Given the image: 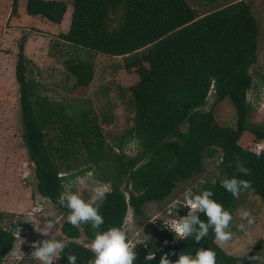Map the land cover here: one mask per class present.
I'll list each match as a JSON object with an SVG mask.
<instances>
[{"label":"trees","instance_id":"16d2710c","mask_svg":"<svg viewBox=\"0 0 264 264\" xmlns=\"http://www.w3.org/2000/svg\"><path fill=\"white\" fill-rule=\"evenodd\" d=\"M220 1L218 7L197 13L186 0H71L68 27L57 35L75 52L64 60L71 87L89 84L92 53L119 56L122 67L137 75L127 87L132 123L114 146L104 145L86 112L74 114L60 104L32 99L25 58L17 52L13 76L20 139L33 168L35 190L69 217L59 228L66 240L57 251L58 264H94L98 258L106 264H183L188 257H198L199 264H255L249 256L225 253L215 242L229 229L240 191L256 195L264 206V142L258 154L237 143L244 131L264 140L263 128L247 121L245 97L251 86L248 68L256 60L257 23L248 1ZM16 6L17 0H11L9 14ZM65 9L62 0L24 4L25 14L55 24ZM210 91L213 98L203 108ZM225 98L235 113L229 127L212 117L213 106ZM46 129L55 135L47 138ZM128 142L135 146L133 155L124 153ZM80 148L85 155L77 160ZM204 156L216 159V171L187 195L201 201L200 212L174 205L187 231L176 240L172 255L161 259L156 253L146 259L141 247L120 255L110 235L122 227L127 208L141 215L146 202L163 200L176 182L199 172ZM100 167L104 173L97 178L108 189L76 209L65 199L63 183ZM6 216L0 212V262L16 239L11 220L3 224ZM152 234L173 238L167 230L153 229ZM80 235L95 250L76 241ZM147 243L156 247L151 239Z\"/></svg>","mask_w":264,"mask_h":264},{"label":"rangeland","instance_id":"374dc122","mask_svg":"<svg viewBox=\"0 0 264 264\" xmlns=\"http://www.w3.org/2000/svg\"><path fill=\"white\" fill-rule=\"evenodd\" d=\"M66 9L58 24L38 16L25 14V0H17L16 11L9 14L11 0H0V212L7 216L3 224L19 225V233L0 264H58L57 251L66 240L60 233V224L69 218L47 198L35 190L33 168L27 160L20 139V108L18 85L13 67L17 52L25 58L26 79L34 96L44 102H54L72 113L84 111L95 122L104 145L114 146L125 128L132 123V106L127 87L137 81L132 69H124L119 56L92 53V79L83 88H72L73 78L67 74L64 60L75 52L57 37L66 31L71 0H62ZM197 13L211 10L220 0H186ZM257 23L256 60L249 66L251 86L245 97L249 104L247 121L264 130V0H246ZM213 98L210 91L203 108H208ZM214 122L223 127L233 126L235 113L225 98L212 108ZM183 128V126H182ZM47 138L56 131L46 129ZM258 141L254 133L244 131L237 143L251 149ZM125 155H133L132 142L124 145ZM85 155L77 150L76 158ZM215 158L203 157L201 170L176 182L171 193L160 201L146 202L142 214L135 216L127 208L122 227L110 235L118 250H130L136 244L153 235V222L176 217L174 205L183 201L195 190L197 183L212 179L215 174ZM83 165L78 164V167ZM62 171H60V174ZM104 173L100 167L70 178L63 183V195L68 203L81 210L96 196L108 189V184L98 180ZM25 175V177H23ZM120 188L127 196L124 182ZM39 209V210H38ZM226 235L215 242L231 255L249 256L255 264H264V206L256 195L240 191L237 204ZM76 241L95 250L93 243L82 235ZM122 247V248H121ZM94 264H106L98 258ZM183 264H199L198 257H188Z\"/></svg>","mask_w":264,"mask_h":264},{"label":"built area","instance_id":"2783aa9c","mask_svg":"<svg viewBox=\"0 0 264 264\" xmlns=\"http://www.w3.org/2000/svg\"><path fill=\"white\" fill-rule=\"evenodd\" d=\"M263 142L264 140L256 141L249 150L255 154H258V152L263 146ZM23 177H25V175H23ZM180 204L183 210L188 213H198L200 212L202 207V203L200 200L192 199L189 196H187L183 201H181ZM153 226V229L167 230L172 232L173 238H159L156 235H150L148 236V238L136 244V247H141L145 251L144 258L146 259L153 258L156 253H159L161 259H167L173 253V245L176 243V240L182 238L186 234L187 226L178 217L170 218L167 221L161 222L155 220L153 222ZM19 227L21 226L13 225L12 233L14 237H17V234L19 233L20 229ZM150 239L156 244L155 248H152L148 245L147 240ZM136 247H132V249L130 250L121 249L119 250V254L121 255L124 253H131L135 251Z\"/></svg>","mask_w":264,"mask_h":264},{"label":"crops","instance_id":"0c3cea01","mask_svg":"<svg viewBox=\"0 0 264 264\" xmlns=\"http://www.w3.org/2000/svg\"><path fill=\"white\" fill-rule=\"evenodd\" d=\"M69 16V15H68Z\"/></svg>","mask_w":264,"mask_h":264}]
</instances>
